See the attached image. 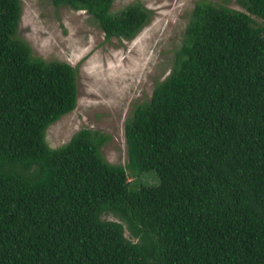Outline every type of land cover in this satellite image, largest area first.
<instances>
[{"label":"trees","instance_id":"1","mask_svg":"<svg viewBox=\"0 0 264 264\" xmlns=\"http://www.w3.org/2000/svg\"><path fill=\"white\" fill-rule=\"evenodd\" d=\"M51 1L86 10L107 40L153 15L140 0ZM238 1L246 11L196 4L114 164L99 130L49 144L78 105V68L34 56L23 1L0 0V264H264V0ZM151 171L159 182L139 184Z\"/></svg>","mask_w":264,"mask_h":264},{"label":"rangeland","instance_id":"2","mask_svg":"<svg viewBox=\"0 0 264 264\" xmlns=\"http://www.w3.org/2000/svg\"><path fill=\"white\" fill-rule=\"evenodd\" d=\"M22 1L19 36L31 45L34 56L67 61L78 68V105L50 126L49 144L60 147L86 127L99 130L110 136L102 151L114 164L127 163L126 121L172 71L196 4L207 1L246 11L238 0H140L153 10L149 24L132 40H107L86 10L56 7L51 0ZM135 1L115 0L113 11ZM158 182L155 171L139 179L144 185ZM105 218L123 221L114 214Z\"/></svg>","mask_w":264,"mask_h":264}]
</instances>
